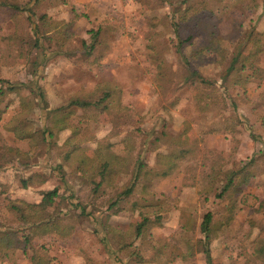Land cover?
<instances>
[{"label":"rangeland","instance_id":"1","mask_svg":"<svg viewBox=\"0 0 264 264\" xmlns=\"http://www.w3.org/2000/svg\"><path fill=\"white\" fill-rule=\"evenodd\" d=\"M255 1L259 3L255 12L244 13L241 3L234 0H223L213 5V9L222 20L223 31H230L233 24L240 25L241 35L234 42L224 43L230 54L235 43H240L242 55L259 53L263 78L245 86L250 97L258 100L264 95V15L256 19L262 0ZM34 9L36 16L45 15L50 22L46 29L55 27L50 36L71 22L67 31L74 32V36L61 47L55 46L53 37L51 45L40 43L39 49L30 51L11 38L15 31L13 22L6 17L0 20V79L39 88L44 93L41 98L22 88L17 94L8 93L0 98V232L13 234L12 244L0 252V264H155L148 262L151 251L144 242L122 239L121 235L139 223L143 213L150 214L151 219H155L156 212L161 217L159 226L150 230L153 240L177 243L184 249L188 237L183 238L180 233L181 211L196 220L192 236L195 241L200 238L198 227L203 215L210 212L216 218L224 212V203L215 198L224 175L217 176V182L205 181L202 172H185L186 167L195 165L189 161L180 163L176 171L163 178H156L153 173L145 177L137 169L129 190L134 196L131 199L140 204L136 211L123 210L109 217L101 212L76 217L78 210L70 204L68 196L82 197L88 188L77 179L73 167L58 166L63 162V148L72 130H54L51 138L47 137V130L55 121L52 111L70 96L89 93L103 81L121 88V103L126 112L120 125L114 126L102 110L95 113L63 110L57 118L69 113L66 119L78 129H83L88 118V128L96 137L111 143L112 150L128 165L115 177L118 187L130 180L140 143L144 140L147 143L151 131H165L179 144L198 146L204 154L218 157L216 165L223 171L246 168L253 178L235 195L233 217L218 238L210 242V258L214 264L247 261L259 264L255 252L259 240L264 238V127L243 106L238 86L224 90L220 80L215 82L214 94L225 93L227 97L223 108L216 98L208 105L197 101L196 95L200 93L197 82H184V77L178 75L182 64L174 52L176 40L167 32L169 7L157 0H45ZM28 15L22 12L18 16L23 35H31L32 21ZM249 28H253L260 44L252 39L243 41ZM89 31L98 33L94 37ZM61 36L62 33L57 38ZM83 43L94 45L90 53L84 51ZM203 60L196 66L197 71L205 77L217 78L218 67L206 56ZM158 68L173 75L164 93L154 82ZM228 96L234 97L236 109L230 105ZM22 107L29 112L9 126ZM260 111L264 114V106ZM11 127H25L33 137L21 139ZM41 133L46 137L44 143ZM82 147L90 158L97 151L95 141ZM157 152L165 150L144 154L145 165L155 166ZM54 188L58 189V197L46 211L65 232L54 229L41 235L42 227L29 228L11 209V204H37L43 193ZM25 238L28 243L24 244ZM191 261L207 264L202 252L194 253ZM170 264L187 262L176 259Z\"/></svg>","mask_w":264,"mask_h":264},{"label":"trees","instance_id":"2","mask_svg":"<svg viewBox=\"0 0 264 264\" xmlns=\"http://www.w3.org/2000/svg\"><path fill=\"white\" fill-rule=\"evenodd\" d=\"M44 1L28 0L24 3H19L18 0H0V20L6 17L13 22L15 31L11 35V38L18 42L21 47H25L30 51L39 49L40 43L51 45L52 41L50 40L53 37L55 46L61 47V44L64 45V42L74 36V32L70 33L67 31L72 26V22L70 24H63L60 32H56L53 37L50 36V32L55 27H48L46 29L45 27L51 25L50 22L48 23L46 16H36L34 12V8H38ZM157 1H160V5L164 4L169 7L167 32L171 33L176 40V45H173L174 52L182 64L181 72L178 75L179 78L184 77L182 79L184 82H197L200 92L199 95H196L197 101L208 105L213 98H216L218 99L216 102L220 103L221 108H223L225 98L227 99V97L225 93H222V95L214 94L215 82L220 80L223 85L221 88L224 90L231 86H238V95H242L243 106L247 108L246 110L256 120H261V125L264 127V114L260 111L262 106H264V95L261 96V99L253 100V97H250V94L245 90V86L248 83H259L263 78V70L258 65L259 53L255 52L247 56L242 55L240 43L233 45V53L230 54L228 52V48L224 43L234 42L235 38L241 35V33L238 31L240 25L236 26L235 24H233V28L230 31H223L222 20L213 9V5L221 4L223 0ZM29 3H31V7H27ZM234 3H241V9L244 13L255 12L256 8L259 7V3L255 0H249L247 3L244 0H234ZM224 7L226 8L227 6ZM22 12H28L27 18L32 21L31 35L22 34L18 17ZM262 15H264V0L261 1L260 14L256 15V19H259ZM89 32L94 37L98 33V31ZM61 33L62 36L57 38ZM40 39L44 41L41 42ZM249 39L260 44L259 37L254 34L253 28H249L244 33L243 41L245 42ZM83 45L84 51L89 53L94 47L93 44L86 45L83 43ZM205 56L209 58L214 67H218L217 78L205 77L197 71L196 66L204 62ZM171 77H173L172 73L168 74L161 68H158L154 75L157 89L164 93L170 84L169 81L171 82L172 80ZM22 88L27 89L30 95H41V98H43L42 95L44 93L41 89L35 90L23 83L19 85L11 84L5 79H0V98L8 93L17 94ZM121 96L122 93L119 85L110 81H103L97 84L89 93H79L70 96L66 103L52 111L55 121L53 126L47 130L48 138L53 136L54 130L57 131L63 128L72 130L71 136L67 139L63 148V162L58 166L62 168V165L65 164L66 166L73 167V173L77 179L88 188L82 197L74 198L73 194L68 196L70 204L75 210H78L76 217H86L100 212L106 213V217H109L123 210L136 211L139 209L140 204L137 202V199H131L134 196L131 195L129 190L133 178L136 176L137 169H140L142 175L145 177L153 173L156 178H163L176 171L180 163L192 161L195 165L186 167V173L195 174L196 171H199L197 173L202 172L204 174L202 175L203 180L213 181L216 179V182L218 181L217 176L220 174L224 175L223 181L218 183V190L215 193V198L224 203V212L221 211L216 218L210 212L203 215L198 227L200 238L196 241L192 240V236L196 231V220L185 211H181L179 217L181 236L183 238L188 237L184 240V249L179 247L177 243L169 244L159 239H152L151 228L156 225L159 226L161 222V217L157 212L155 219H151L149 217L150 214L143 213L142 220L135 225H131L129 230L121 232V235L122 239L130 238L132 242H144L151 251V257L148 259V262L170 264L176 259H180L187 262V264H194L191 261L193 254L202 252L206 256V263L214 264L210 258V242L218 238L222 232V228L231 222L234 197L241 193L242 188L253 178V174L247 172L246 168L223 171L220 165H216L219 162L218 157L214 159L211 154H204L198 146L179 144L165 131H151L152 137L147 139V143H145V140L140 143V148L134 158L130 180L118 187L117 183H115V177L123 172L128 165L112 150L111 143L107 139L100 140L96 137L95 132H92L88 128V118L84 120L83 129H78L77 125L74 126L66 119L69 113L58 118L57 114L63 110H69L71 113L73 111L95 113L98 110H102L108 115L114 126H118L122 123L126 112V108L121 103ZM228 99L230 105L236 109L238 106L234 97L228 96ZM41 100L44 101V106H46V101ZM23 102L26 103L24 100ZM28 112V108L22 107L21 112L14 116V119L8 125L11 126L14 121H18L23 114H27ZM24 128L15 127L12 131L21 139L28 136L32 138V133L28 130L25 131ZM44 135V133L40 134L43 143L46 141ZM110 135L114 136L115 133H110ZM89 141L97 143V151L91 158L84 154L82 147L83 144ZM160 148H164L165 152L156 153L155 166L150 168L145 165L144 154L146 155L148 152H154ZM205 168H207L206 171H203ZM56 197H58V189L54 188L43 193L37 204L22 203L23 205H16L12 203L11 209L18 214L21 221L29 228L42 227L41 235L51 233L54 229L65 232V229L61 228L52 219L51 214L46 211L48 207L53 205ZM87 210H89L88 213H86ZM12 235L0 232V252L12 244ZM62 235H65V233ZM25 243H28L27 238L24 239ZM255 254L259 260V264H264V238L259 240ZM139 256L137 255L136 257ZM245 264H248V261Z\"/></svg>","mask_w":264,"mask_h":264}]
</instances>
